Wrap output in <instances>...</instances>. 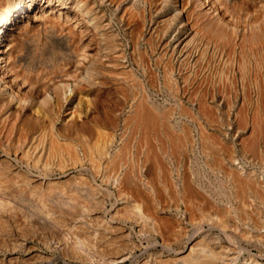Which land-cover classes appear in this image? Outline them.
<instances>
[{
  "label": "rangeland",
  "instance_id": "obj_1",
  "mask_svg": "<svg viewBox=\"0 0 264 264\" xmlns=\"http://www.w3.org/2000/svg\"><path fill=\"white\" fill-rule=\"evenodd\" d=\"M35 1L2 47L0 264H264V0Z\"/></svg>",
  "mask_w": 264,
  "mask_h": 264
},
{
  "label": "bare ground",
  "instance_id": "obj_2",
  "mask_svg": "<svg viewBox=\"0 0 264 264\" xmlns=\"http://www.w3.org/2000/svg\"><path fill=\"white\" fill-rule=\"evenodd\" d=\"M118 1V0H117ZM36 1L35 0H20L19 2L16 3V5L13 7L12 10H10L7 14H5L4 16H2V18L0 19V82H3L6 84V73L4 71V58L2 57L3 55V43L4 41H6V36H9L7 34L8 31H12L13 29L9 28V26L12 24L13 19H15L14 17H16V15L19 14H29L31 12H33L36 9ZM59 7V6H58ZM61 8H65V7H61ZM28 16V15H27ZM26 16V17H27ZM91 20V19H90ZM196 33V32H195ZM202 35V34H201ZM209 43V42H208ZM219 45V44H218ZM191 46V45H190ZM195 48V47H194ZM212 49V48H211ZM204 51V50H203ZM191 52V51H190ZM202 53V52H201ZM255 55V54H254ZM251 56V55H250ZM253 56V55H252ZM245 58V57H244ZM252 58V57H251ZM259 60V59H258ZM261 60V59H260ZM247 61V60H246ZM255 61V59H254ZM250 64V63H249ZM258 64V63H257ZM241 67V66H240ZM245 68V67H244ZM240 71V70H239ZM243 72V71H242ZM244 74V73H243ZM9 82V81H8ZM10 83V82H9ZM170 83V82H169ZM167 84V82H166ZM7 85V84H6ZM2 87V86H1ZM5 87L8 88V86H3V88L5 89ZM8 96V95H7ZM142 110V109H141ZM146 119V118H145ZM146 122V121H145ZM65 127V126H64ZM44 130V129H43ZM102 135V134H101ZM56 141V140H55ZM55 143V142H54ZM53 143V144H54ZM97 143V142H96ZM105 143V142H104ZM65 146V145H64ZM68 146V145H67ZM104 146L105 145H98L97 148V152H101L104 150ZM89 148V147H88ZM58 149V148H57ZM54 150V149H53ZM73 151V150H72ZM52 153V152H51ZM104 159V158H103ZM230 173V172H229ZM232 174V173H231ZM236 184V183H235ZM261 204V203H260ZM138 205V204H137ZM137 208H139V206H137ZM256 210V209H255ZM139 211V210H137ZM138 213V212H137ZM262 218V217H261ZM262 222V221H261Z\"/></svg>",
  "mask_w": 264,
  "mask_h": 264
}]
</instances>
